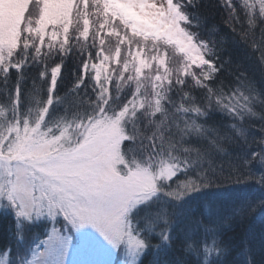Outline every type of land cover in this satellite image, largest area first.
Instances as JSON below:
<instances>
[{"label": "snow or ice", "instance_id": "snow-or-ice-1", "mask_svg": "<svg viewBox=\"0 0 264 264\" xmlns=\"http://www.w3.org/2000/svg\"><path fill=\"white\" fill-rule=\"evenodd\" d=\"M237 3L227 0L225 25L255 52L264 77V32L257 39L251 27L257 14L264 19V0ZM239 8L250 31L238 29ZM183 19L177 0H28L19 30L0 34V109L10 117L0 132V211L15 222L0 264H107L70 259L89 228L127 264H241L242 255L264 264V211L255 222L264 191H222L250 182L264 190V115L254 114L264 90L215 42L179 26ZM53 47L58 58L49 61ZM74 50L65 96L92 86L90 132L98 131L57 152L64 132L48 122ZM29 92L41 98L35 120ZM113 92L120 103L110 107ZM133 117L137 134L117 142L123 162L97 171L99 133Z\"/></svg>", "mask_w": 264, "mask_h": 264}, {"label": "trees", "instance_id": "trees-1", "mask_svg": "<svg viewBox=\"0 0 264 264\" xmlns=\"http://www.w3.org/2000/svg\"><path fill=\"white\" fill-rule=\"evenodd\" d=\"M184 6L188 9V12L191 13V15H189L184 11L187 17V19H184V25L191 24V31H196L197 26L202 23L207 24L210 28V22L212 19L219 21L222 15H226L224 13L225 5L220 4L219 0H191V3H189V0H184ZM218 33H224L229 36L222 48L219 41V35L216 36V48L220 55L226 58L230 57L233 65L237 63L240 64L242 70H247L249 77L257 82V88H264V77L261 76V68L255 52L240 41L238 37L234 39V34L226 25L222 23L219 24ZM78 63L79 58L75 50L65 57L63 81L61 82V87L58 89V96L60 99L56 102L48 122V126L52 128L53 132L57 135L59 134V132L56 131L57 128L63 132L77 127L78 130H85L87 124L92 122L89 120V116L96 108V104H93L92 101H97V97L93 92L91 85H89L87 92H85L84 89H81L79 95L70 93L68 96H65V92L75 81L76 65ZM36 70L37 68L34 65L33 73H35ZM225 86H228L227 80ZM261 95L264 96V91H261ZM0 96H2V92H0ZM40 99L41 98L36 93L29 92V96L25 101L26 107H31L37 110ZM119 103L120 101L115 98V92H113L110 107L118 105ZM260 107V104L256 105L257 110H259ZM0 113H2V116L0 115V122L3 124L9 123L10 117L7 112L0 109ZM27 114L32 120H35L36 111ZM98 117H100L99 113H97V118ZM215 117L227 119V117L221 113H216ZM253 123H259V121L254 120ZM134 124L137 125V127H134ZM123 125L127 135L125 139H128L130 136L137 134V128L140 125V121L133 117ZM250 135L259 136L261 133L258 129L250 130ZM77 141L78 136L75 139V142ZM222 191L241 193L246 196H259L264 190L260 189L255 183L250 182L247 184L232 185ZM259 211L264 210H258L257 217L255 218V222L257 223L259 222ZM14 233V220L10 215H5L3 211H0V248L4 247L10 239H14ZM253 255H255V253H253ZM241 264H247V258L243 255L241 256Z\"/></svg>", "mask_w": 264, "mask_h": 264}, {"label": "rangeland", "instance_id": "rangeland-1", "mask_svg": "<svg viewBox=\"0 0 264 264\" xmlns=\"http://www.w3.org/2000/svg\"><path fill=\"white\" fill-rule=\"evenodd\" d=\"M53 2H59V0H53ZM27 6L28 0H0V34L19 30L20 21L23 19V14ZM178 24L186 32L191 34L184 25V19L179 20ZM91 123L87 124L85 130H78V127L65 130L64 135L59 142L53 145V148L57 152H71L79 140L98 131L97 129H92L90 132ZM0 124L3 123L0 122ZM8 126L9 123L3 124V127H0V132L6 133ZM77 136L78 141L75 142ZM126 137L124 125L117 131L104 128L103 132L99 133V138L102 143L91 161L97 171H103L109 165H116L123 162L118 155V143L122 144ZM87 233V237L77 239L74 242L72 249L73 255L70 259L104 261L107 264H127L126 257L107 243L95 229L89 228Z\"/></svg>", "mask_w": 264, "mask_h": 264}, {"label": "clouds", "instance_id": "clouds-1", "mask_svg": "<svg viewBox=\"0 0 264 264\" xmlns=\"http://www.w3.org/2000/svg\"><path fill=\"white\" fill-rule=\"evenodd\" d=\"M163 2V0H162ZM220 4L225 5L227 3V0H219ZM177 3L179 5L182 6L183 11L187 12L189 15H191L190 12H188V9L184 6V0H177ZM189 3H191V0H189ZM243 3V0H238L237 3V7H239V4ZM224 13L226 15H222L219 21H216L214 19L211 20L210 22V28L207 24H200L197 26V30L196 31H191L192 30V25L191 24H186L185 27H187L190 31L191 34L198 40H203V41H208V42H215V44L217 43L216 40V36L219 35V41H221V39H223L224 41H226L229 36L227 34L224 33H218V28H219V24H224L225 25V21L229 20V22H231L230 17H231V13L229 12L228 8H224ZM239 13H240V19L239 21L236 22L238 29L239 28H244L246 30H251V27H256L258 29L257 31V39H259L260 33L264 32V19L261 18L260 14H257L255 20L253 21L251 27L249 26V19L250 17L248 15H246L247 13V9L246 8H239ZM215 28L216 31L212 32L211 29ZM73 45L75 47H80L79 44H77L76 42H73ZM33 47H35V44H33ZM47 58L49 59V61H52L53 58L57 57V51L55 49V47H53L52 49L48 50L47 53ZM61 56H65L64 52L60 53ZM66 57V56H65ZM262 90H264V88H260ZM29 96V93H26L25 96V101L27 100ZM99 98V97H98ZM255 98V97H254ZM103 99H106V97H104ZM97 101H92L93 104H96ZM260 109L257 110L255 109L254 114L256 116H261L264 115V104H260ZM30 112H34L36 111V109H33L31 107H29ZM0 127H3V124H0Z\"/></svg>", "mask_w": 264, "mask_h": 264}]
</instances>
